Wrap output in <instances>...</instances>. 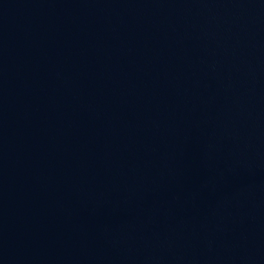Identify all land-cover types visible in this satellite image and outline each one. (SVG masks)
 I'll return each mask as SVG.
<instances>
[{"label":"water","instance_id":"1","mask_svg":"<svg viewBox=\"0 0 264 264\" xmlns=\"http://www.w3.org/2000/svg\"><path fill=\"white\" fill-rule=\"evenodd\" d=\"M0 264H264V0H0Z\"/></svg>","mask_w":264,"mask_h":264}]
</instances>
